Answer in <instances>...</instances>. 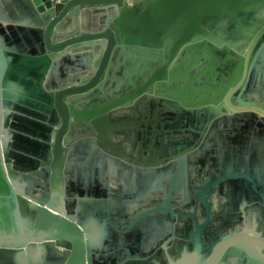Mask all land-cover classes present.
<instances>
[{
  "label": "water",
  "instance_id": "obj_1",
  "mask_svg": "<svg viewBox=\"0 0 264 264\" xmlns=\"http://www.w3.org/2000/svg\"><path fill=\"white\" fill-rule=\"evenodd\" d=\"M241 1L0 0V264H264V0ZM95 163L140 166V213L89 206Z\"/></svg>",
  "mask_w": 264,
  "mask_h": 264
},
{
  "label": "crops",
  "instance_id": "obj_2",
  "mask_svg": "<svg viewBox=\"0 0 264 264\" xmlns=\"http://www.w3.org/2000/svg\"><path fill=\"white\" fill-rule=\"evenodd\" d=\"M254 1L255 0H242L241 2H239L238 6L234 5L233 10H232V18H235L236 20H240V18L238 17L237 14H238L239 10L242 9L243 5L246 3L248 4L247 5L248 8L245 11H250V10L253 11V9H251V6L255 3ZM128 2H129V0H128ZM100 8L101 7H97L96 5H92V7L88 8V6L85 5L83 10H81V12H84V14H81L78 18H74L73 23L75 24L76 22H78L79 26H82L84 23H86L88 25L89 23H91L94 20V17H96L97 15L98 16L101 15L98 12H94L96 10H99ZM155 9H158V8H156V6H155ZM156 11H158V13H160V14L163 12L162 10H156ZM119 12H121V11H119ZM244 19H245V17H244ZM234 27H237V25L234 24ZM217 36L219 37L220 35L217 34ZM206 40H208V37H206ZM222 41L224 44H227V45L229 44V43H227V40L223 39ZM136 46H138L140 48V45H136ZM230 48L233 50V52L237 51L233 47H230ZM129 60H131V62L133 60L138 62V59L136 57L132 58L131 56L130 57L128 56V61L126 60L125 63L123 62L121 64H123V66H128ZM72 66H73V68L74 67L77 68L78 62H75V65L72 64ZM72 66H69V67L72 68ZM58 67L61 68V66H58ZM78 73H80V71H78L75 74H78ZM219 105H220V103L209 105V106L211 108H218ZM211 112L215 113L217 111H216V109H212ZM259 114H260V117L264 116L263 112H259ZM159 117H160V115L157 114L155 116V120L158 119ZM208 120H209V118H208ZM215 121H216L215 118H212V119L210 118L209 122H207V125H206L207 129L211 128V125ZM191 124L194 127L193 130H195L199 133H202V136H200V140H199L201 143L205 139V137H207V133H205L203 131V128H201V127H200L201 129L198 128L200 126V125L198 126V124H200V123H198V121L193 120L191 122ZM198 130H200V131H198ZM79 153L81 155L87 154L84 151H80ZM95 165L97 166V169H99V171H100L99 172L100 174L97 175V177L101 178L102 185L101 184L97 185L93 181L92 177H89V180H84V178H83L84 174L77 177L78 181H77V184L75 185L76 189L79 191H81L83 189L88 190L89 195L87 198L89 199V206H93L92 202H97L96 200L98 198H95L94 196H92L91 192L98 189V193H100V191L103 190V193L106 194L104 197H100L99 199L102 200V202H100V203H103L105 206H108V210H109L108 215L113 217L114 216L113 213L120 212L122 210V208L126 207L125 203L126 204L129 203L133 206L132 207L133 212H135L136 214L140 213L141 208L136 207V205L138 203H141V198L144 195L143 190L145 189V187H147V184H149V182H150V181H148V182L144 181V176H143V173L141 171L140 166L132 164V166H135V167H132L135 169H132V168H128V167L121 166V165H114L113 163L106 165V166L104 164H99V163H95ZM89 166H90V171H93L94 167H92V165H90V164H89ZM188 168L189 167L187 166V176H189L188 175V173H189ZM80 171H82V170H80ZM134 204H135V206H134ZM93 208H95V207L93 206ZM133 217H134L133 214L129 215V219H132ZM115 220H117V218ZM121 220H122V217L119 216L118 222L120 223ZM116 223L117 222L113 221L112 226L108 224L109 225V231H106V233H107L106 236L109 237V239L111 241L108 242V239H107L105 243H107L109 246H111V244H113L112 247H118L117 246L118 241L115 242L116 245L114 244V238L116 237L115 236V234H116V232H115ZM139 228H141V227H139ZM119 238H120L119 240H121L119 242V244L122 245V243L125 242L124 240H125L126 236L120 235ZM163 249H165L167 252L166 248L163 247ZM55 250H57L58 253H61V251L57 245H56ZM114 252H120V249L114 248L112 250L107 251V254L110 255V254H113ZM37 261L39 262L38 264H44V262H45L44 257H39Z\"/></svg>",
  "mask_w": 264,
  "mask_h": 264
},
{
  "label": "trees",
  "instance_id": "obj_3",
  "mask_svg": "<svg viewBox=\"0 0 264 264\" xmlns=\"http://www.w3.org/2000/svg\"><path fill=\"white\" fill-rule=\"evenodd\" d=\"M9 194L10 188L7 183L2 160L0 158V195L7 196ZM6 201L7 199L5 197L0 198V232H9L11 227L14 225V204H7L5 203Z\"/></svg>",
  "mask_w": 264,
  "mask_h": 264
},
{
  "label": "flooded vegetation",
  "instance_id": "obj_4",
  "mask_svg": "<svg viewBox=\"0 0 264 264\" xmlns=\"http://www.w3.org/2000/svg\"><path fill=\"white\" fill-rule=\"evenodd\" d=\"M13 227H14V226L11 227V229H10L9 232H2V231H1L0 233H11V232L13 231Z\"/></svg>",
  "mask_w": 264,
  "mask_h": 264
}]
</instances>
